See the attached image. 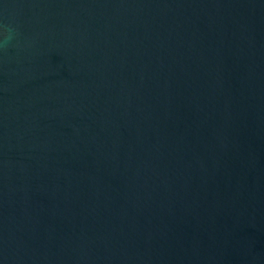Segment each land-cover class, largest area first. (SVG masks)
Returning <instances> with one entry per match:
<instances>
[{
  "label": "water",
  "instance_id": "95a60500",
  "mask_svg": "<svg viewBox=\"0 0 264 264\" xmlns=\"http://www.w3.org/2000/svg\"><path fill=\"white\" fill-rule=\"evenodd\" d=\"M0 264H264V0H0Z\"/></svg>",
  "mask_w": 264,
  "mask_h": 264
}]
</instances>
